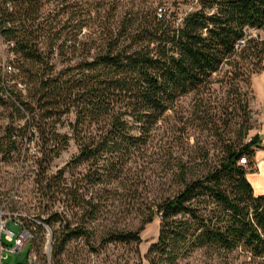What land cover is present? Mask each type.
<instances>
[{
	"label": "trees",
	"instance_id": "16d2710c",
	"mask_svg": "<svg viewBox=\"0 0 264 264\" xmlns=\"http://www.w3.org/2000/svg\"><path fill=\"white\" fill-rule=\"evenodd\" d=\"M45 4L44 0L0 1V38L14 57L9 66L23 77L28 90L25 96L0 86L14 98L6 99L0 91V104L22 117L29 114L18 135L24 137L27 128L38 126L48 163L69 144L70 137L58 133L56 126L75 112L71 127L79 153L74 162L90 166L84 183L118 179L126 160L147 143L153 127L176 101L208 86L225 67L236 90L264 68V39L255 35L264 29V0H199L178 26L162 7L143 15L126 12L121 19L114 15L115 8L110 9L101 30L91 42L83 43L81 57H67L61 68L56 53L66 57V49L74 46L59 44L61 36L46 18ZM240 107L245 119L237 136L225 143L218 163L199 177H182L183 187L157 206L154 215L160 216L161 225L159 240L148 252L152 264L157 258L173 262L183 250L194 248L242 249L264 259V193L256 195L249 179L256 152L264 145L260 135L246 141L252 129L250 112L248 103ZM14 136L10 130V151L18 150ZM34 137L35 131L28 141ZM4 146L2 142L0 149ZM64 174L61 170L47 177L48 184L65 180ZM83 203L95 213L92 201ZM154 215L137 230L109 231L107 240L141 243V233ZM59 219L55 214L47 222ZM90 234L84 225L67 223L54 233L53 257L74 238Z\"/></svg>",
	"mask_w": 264,
	"mask_h": 264
},
{
	"label": "rangeland",
	"instance_id": "374dc122",
	"mask_svg": "<svg viewBox=\"0 0 264 264\" xmlns=\"http://www.w3.org/2000/svg\"><path fill=\"white\" fill-rule=\"evenodd\" d=\"M44 2L46 18L53 23L54 33L61 36L59 44L66 42L67 48L74 46L66 49V57L56 53L60 68L67 57H81L83 43L91 42L95 33L101 30L110 9L115 8L114 15L121 19L126 12L143 15L162 7L178 26L188 12L197 7L188 0ZM9 48L0 38V86L21 91L26 96L28 90L22 82L23 77L17 76L18 71L14 68H7L14 59ZM226 70L227 67L215 74L208 86L179 98L153 127L147 143L126 160L120 177L103 184L84 183L90 166L74 162L79 153L71 127L76 122L75 112L65 115L56 126L58 133L70 137L69 144L59 157L48 163L43 155L38 126L27 128L24 137L18 135L29 114L22 117L14 108L0 104V144L5 145L0 149V191L10 197L16 195L12 208L46 219L59 214L60 219L49 224L54 233L62 231L67 223L72 227L84 225L91 232L89 237L74 238L57 257L52 255L53 264H152L148 252L159 240L161 225L160 216L154 215L157 206L183 187L182 177L188 180L199 177L218 163L225 143L237 136L245 119L240 103H248L246 111L250 112L252 129L246 141L260 135L263 123L260 113L253 109L252 79L248 83L241 82L236 90L227 79ZM1 93L6 99L14 100L7 91ZM230 117L232 120L227 121ZM10 130L15 133L13 139L18 141V150L10 151ZM34 131L35 137L28 141ZM49 145L53 147V141ZM260 152L254 170L249 174L256 195L264 193V153ZM61 170H65V180L57 178L49 185L48 179L59 175ZM83 201H92L96 206L94 214L87 210ZM153 215V221L141 233V243L107 240L109 231L137 230L144 219ZM40 231L37 247L42 252L45 230L40 228ZM29 250L30 245L22 252L10 254L7 263L23 261ZM156 261V264H264V259L242 249L226 252L211 248L185 249L173 262H159L158 258Z\"/></svg>",
	"mask_w": 264,
	"mask_h": 264
},
{
	"label": "built area",
	"instance_id": "2783aa9c",
	"mask_svg": "<svg viewBox=\"0 0 264 264\" xmlns=\"http://www.w3.org/2000/svg\"><path fill=\"white\" fill-rule=\"evenodd\" d=\"M197 5L199 0H190ZM162 9L160 10V12ZM214 9L212 10V12ZM242 40L240 45H244ZM12 70L11 66L7 67ZM241 163L246 165L247 159ZM16 195L10 197L0 191V264H53L52 253L54 232L44 216L28 214L12 208V201ZM40 228L45 230L43 251L37 247L41 237ZM30 245V250L23 261L7 263L10 254L24 251Z\"/></svg>",
	"mask_w": 264,
	"mask_h": 264
},
{
	"label": "crops",
	"instance_id": "0c3cea01",
	"mask_svg": "<svg viewBox=\"0 0 264 264\" xmlns=\"http://www.w3.org/2000/svg\"><path fill=\"white\" fill-rule=\"evenodd\" d=\"M255 35H258L261 39H264V29L256 31ZM252 88L254 90V98L252 102L253 109L260 113L259 117L261 119V122L263 123L262 128L260 130V135L262 136V141L264 145V68L260 73H257L253 76ZM258 152H260V154H263L264 148L257 150L256 159Z\"/></svg>",
	"mask_w": 264,
	"mask_h": 264
}]
</instances>
